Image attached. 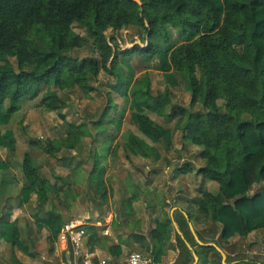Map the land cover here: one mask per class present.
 Wrapping results in <instances>:
<instances>
[{
  "label": "trees",
  "instance_id": "1",
  "mask_svg": "<svg viewBox=\"0 0 264 264\" xmlns=\"http://www.w3.org/2000/svg\"><path fill=\"white\" fill-rule=\"evenodd\" d=\"M75 25L85 28L88 36L76 32ZM128 28L142 31L143 45L122 48L115 36L109 39L108 30ZM89 38L97 55L75 56V49L90 45ZM132 57L145 61L146 69L162 72L167 85L163 91L152 92L148 72L136 76ZM101 71L112 75L114 82L102 115L93 121L97 128H105L99 133L109 130L106 122L119 134L130 112L131 124L138 130L123 134L127 157L158 161L162 153L157 144L169 148L174 130L158 123L151 113L179 116L177 123L184 117V137L202 147L198 156L206 162L196 168L197 174L219 185V192L202 190L195 198L199 216H211L219 223L225 241L264 230V0H0V200L10 198L18 183L11 156L18 146L14 124L23 121L27 111L23 103L41 96L38 105L57 111L67 129L64 136L31 145H40L52 157L74 150L92 134L87 121H67L60 91L78 89L88 96L97 90L92 80ZM182 82L191 94L190 106L199 103L202 111L172 103L171 87ZM112 91L123 98V106L113 102ZM112 108L118 116L104 121ZM112 136L107 137L114 140ZM21 167L26 182L15 195L18 207L30 203L33 195L42 207L62 192L63 185L52 184L41 173L30 151L24 153ZM181 170L193 168L187 164ZM107 171L96 159L89 176L94 195L105 201L111 194ZM254 185L256 191L250 193ZM13 210L9 205L0 215V239L35 257L18 219L12 218ZM34 220L51 244L66 221L55 209L35 214ZM170 226L171 219L165 217L150 233L149 255L159 263ZM83 227L91 245L101 243L96 226ZM178 239L191 264L190 249L179 235ZM210 249L218 256L213 264H222L216 248L202 247V251ZM14 255L15 262L22 264Z\"/></svg>",
  "mask_w": 264,
  "mask_h": 264
},
{
  "label": "rangeland",
  "instance_id": "2",
  "mask_svg": "<svg viewBox=\"0 0 264 264\" xmlns=\"http://www.w3.org/2000/svg\"><path fill=\"white\" fill-rule=\"evenodd\" d=\"M74 29L79 34L85 37L88 36L85 28L75 25ZM174 32L176 34V42H180L182 39L178 38L176 30H174ZM107 34L109 36V39L115 36L122 48L131 47L136 43L143 45L141 40V36L143 35V33L138 28L122 29L117 32L108 30ZM89 42L90 45L75 49L73 51V54L80 58L97 55L92 50V40L90 38ZM13 61L15 62V60ZM132 62L136 67L137 77L142 76L145 72L149 73L151 79V88L154 94L165 89L167 85L163 79L162 72L154 69H146L145 61H143L141 58L132 57ZM113 82L114 79L112 75H109L105 71H101L98 79L92 80V84L97 87V90L92 92L88 96L84 95L78 89L60 91L61 96L65 100V107L61 110V112L66 116L67 121L73 123L87 121L88 126L93 132V137H87L81 144L78 145L76 149L71 151L64 150L63 152L58 153L55 157L49 155L47 156L40 145L32 143L31 147H33L32 152L34 154L35 162L40 165L41 173L44 176L49 177L53 182L57 181L58 183L62 184V182L64 181L62 179H57L56 176L64 177V174L66 172H70L71 170H73L74 173L80 175L79 173L83 171L82 167L89 175L93 166V162L96 159L100 161V164L107 167L108 153L111 149H109V147L112 141L109 137H106L107 139H103L105 138V136L113 135L112 137H114V139H118L117 142L119 147L117 158H120V156L125 154V137H120L119 134L115 136V129L113 127V124H106V122L103 123V125L107 126L106 128L109 129L106 132L107 134H104L103 132H97L99 131V129H105L104 127L97 128L93 125V121H96L100 118L104 108L107 105V92L110 90V84H112ZM171 90L173 93L172 103H174V105L185 106L192 111H202L203 108L199 103L194 106H190L191 94L186 84L182 82V84L177 88L171 87ZM40 98L41 96L34 100H27L25 103H23V105H25L27 109V111L24 109V113L26 112V114L23 118V121H18L14 124V128L18 137V146L16 150L17 154L11 156V160L13 165V174L15 175L18 183L15 186V190L12 192L13 197L11 196L7 200H0V215L5 212V209L9 205L14 207L12 218L18 219L22 237L31 246V250L36 253V256L29 257L16 248L12 249L9 245H6L0 239V264H17L15 262V259L13 258L14 254V257L17 258V260H19V262L22 264H60L61 256L60 258L57 256L55 244H51L47 237V232H38L34 217L35 214L42 211H48L49 209H56L61 211L63 214L68 215L73 212L76 206V201L74 200L73 206L71 205L70 199H72L73 193H68L67 190H65L61 195L59 194V196L52 195V201L49 200L42 207H40L41 205L39 204L36 197H33L30 203L26 204L23 207L17 206L15 195L19 194L20 186H22L26 182L25 177L22 173L21 161L19 159L21 158L22 160L24 153L28 151L26 149L28 148L26 145L31 141H40L41 143H44L47 139L64 136L67 130L63 123L64 120L61 118L57 111H48L47 109L38 105ZM112 100L120 107L124 105L123 98L115 91H112ZM221 103L222 101H219V104ZM171 110V108L167 109L168 112H170ZM18 115L19 114H17L16 116ZM117 116V109L112 108L111 114L104 121L116 118ZM151 117L158 123L167 127H171L175 131L174 143L171 148H169L170 151H163V155L165 157V159L163 160V164L165 166H169L170 164H172V159L180 160L182 158H197L198 150H196V148L198 146L192 144L189 139L183 138V123L185 121L184 117L179 121V123H177L179 116L167 118L164 116H159L155 113H151ZM128 129L133 131L138 130L136 126H133L131 124L130 112H127L126 114L122 131H126ZM99 144L100 147H98ZM157 145L161 150L168 149L166 148L164 143H159ZM199 148L201 149L202 147H198V149ZM61 156L64 157L61 158ZM76 167L78 168L76 169ZM82 185L84 187V190L82 191L83 196L80 198L81 204L90 203L92 201V207H95L98 197L93 194L92 186L90 185V183ZM126 185L133 191L137 189L143 190L144 193H146L147 197L152 195V199L156 200L154 202L159 204L164 203L165 196H167L168 194L167 190L160 191L158 186H135L131 178L127 179ZM181 187L185 188V185H183L182 183ZM256 188L257 185L252 186V188L250 189V193H254L256 191ZM213 191L217 192L215 190ZM188 194L194 195V193H191V191ZM67 195L70 197V199L69 201L65 202L63 200V197H66ZM61 200H63V204L60 203ZM228 260L233 263H237L240 261L251 262V264H253L254 262L264 263V230L260 229V231L256 233L255 237L252 236L251 238H240L233 243H228Z\"/></svg>",
  "mask_w": 264,
  "mask_h": 264
},
{
  "label": "crops",
  "instance_id": "3",
  "mask_svg": "<svg viewBox=\"0 0 264 264\" xmlns=\"http://www.w3.org/2000/svg\"><path fill=\"white\" fill-rule=\"evenodd\" d=\"M97 132L99 133V131ZM124 133L125 131H121L119 136H123ZM91 134L93 137L92 131ZM87 137H84L82 142ZM106 137L107 136L103 139H106ZM183 138H185L184 131ZM111 141L112 143L109 147V149H111L109 150L107 158L108 171L106 174V180L111 192L108 196V202L98 197L95 207H92V201L90 203L81 204L80 198L83 196L82 191L84 190L82 184L90 183V174L88 175L83 167V171L79 173L80 175L71 170L70 172H66L64 177L56 176L57 179H62L64 181L62 182L63 190L60 195L65 190H67L68 193H73L72 199L67 195L68 197L64 196L63 200L66 202L70 199L72 206L74 201H76V206L71 214L67 215L59 210L57 211L60 212L66 220L77 219L83 224H91L98 229L99 236L102 239L101 243L91 245L87 236L83 247L84 252L93 254L94 263L105 260L106 264H127V258L132 252H145L150 254L153 245L150 236L151 231L156 228L158 220L169 217L171 219V232L169 238L166 240L167 248L160 262L161 264L188 263L189 257L187 251L179 241L178 235L184 240L186 246L192 253L193 261L191 264H206V262H204L205 260L208 261L207 264H213L215 259L218 258L216 252L212 249L202 251L203 246H212L216 248L221 255L222 264H236L228 260V243H233L240 238L255 237L256 233L260 230H256L246 237L235 235L229 239V241H225L221 238V225L219 223L215 222L211 216L207 218L199 216L195 198L200 196L202 190H208L212 193L219 192V185L217 182L210 180L206 181L202 175L196 172V168L206 163L205 160L198 156V152L201 150L200 148L198 149L199 146L196 148V150H198L196 159H172V164L165 166L163 164V160L165 159L163 151L169 152V148H171L173 143L166 150L160 149L162 157L160 160L155 161L141 155H131L127 157L126 153L120 156V158H117L119 147L117 142L118 139L115 138ZM26 146L28 147L26 149L32 153L34 159V154L32 152L33 147H31L30 143ZM98 147H100V144ZM19 159L22 162L21 158ZM187 164H189L193 170L182 172L181 169ZM37 165L40 167L39 164ZM77 168L78 167H76V169ZM128 178L133 180L135 186H158L160 191L167 190L168 194L165 196L164 203L159 204L154 202L156 200L152 199L153 196L150 195L147 197L146 193L141 189L134 191L129 189L126 185ZM49 180L52 184L61 185V183L57 181L53 182L50 178ZM182 183L185 185V188L181 187ZM190 191L194 193V195H189L188 193H190ZM33 197L37 198L36 195H33ZM129 199H133L132 204ZM63 200H61L60 203H62ZM64 247L62 243H59L58 240L56 241V254L59 258L61 256L60 264H64V260L67 261V258L64 257L65 254H61L60 252ZM194 253H196L198 260L195 259ZM223 254L226 255V258L223 257ZM242 262L243 264H251V262ZM253 264L264 263L254 262Z\"/></svg>",
  "mask_w": 264,
  "mask_h": 264
},
{
  "label": "built area",
  "instance_id": "4",
  "mask_svg": "<svg viewBox=\"0 0 264 264\" xmlns=\"http://www.w3.org/2000/svg\"><path fill=\"white\" fill-rule=\"evenodd\" d=\"M84 224L77 219H68L64 222L58 235L59 243L65 247L61 254H65L64 264H106L105 260L94 263L93 254L84 252L83 247L87 237ZM127 264H161L149 255L142 252H132L127 258Z\"/></svg>",
  "mask_w": 264,
  "mask_h": 264
},
{
  "label": "water",
  "instance_id": "5",
  "mask_svg": "<svg viewBox=\"0 0 264 264\" xmlns=\"http://www.w3.org/2000/svg\"><path fill=\"white\" fill-rule=\"evenodd\" d=\"M194 256H195V259L198 260L196 253H194ZM223 257L226 258V255L223 254Z\"/></svg>",
  "mask_w": 264,
  "mask_h": 264
}]
</instances>
